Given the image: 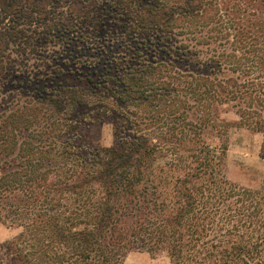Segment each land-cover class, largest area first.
I'll return each instance as SVG.
<instances>
[{"label": "trees", "instance_id": "16d2710c", "mask_svg": "<svg viewBox=\"0 0 264 264\" xmlns=\"http://www.w3.org/2000/svg\"><path fill=\"white\" fill-rule=\"evenodd\" d=\"M143 1L0 0V264H264V174L226 177L221 118L264 160V0Z\"/></svg>", "mask_w": 264, "mask_h": 264}, {"label": "rangeland", "instance_id": "374dc122", "mask_svg": "<svg viewBox=\"0 0 264 264\" xmlns=\"http://www.w3.org/2000/svg\"><path fill=\"white\" fill-rule=\"evenodd\" d=\"M144 2L145 0L141 4L143 5ZM61 15L64 17V14ZM167 43L173 49L164 55L165 59L174 61L179 68H192L196 57L188 53H175L173 40ZM221 118L227 125L225 137L227 151L224 168L226 177L240 186L259 187L264 174V160L259 156L261 135L239 126L238 117L233 110L223 112ZM83 129L89 134L93 143L98 142L105 147L115 144L114 132L108 123L94 120L87 126L85 125ZM217 142L216 138L211 139L212 144ZM19 231V227L0 218V242L13 237ZM123 264H170V261L166 253L161 250L134 248L126 252Z\"/></svg>", "mask_w": 264, "mask_h": 264}]
</instances>
